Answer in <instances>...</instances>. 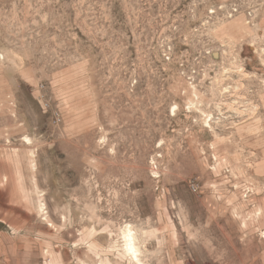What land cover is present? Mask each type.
<instances>
[{
    "label": "rangeland",
    "instance_id": "374dc122",
    "mask_svg": "<svg viewBox=\"0 0 264 264\" xmlns=\"http://www.w3.org/2000/svg\"><path fill=\"white\" fill-rule=\"evenodd\" d=\"M0 264H264V0H0Z\"/></svg>",
    "mask_w": 264,
    "mask_h": 264
},
{
    "label": "bare ground",
    "instance_id": "6f19581e",
    "mask_svg": "<svg viewBox=\"0 0 264 264\" xmlns=\"http://www.w3.org/2000/svg\"><path fill=\"white\" fill-rule=\"evenodd\" d=\"M138 248L135 245L134 238L130 233V230H127L125 235V253L133 256L134 259H137Z\"/></svg>",
    "mask_w": 264,
    "mask_h": 264
}]
</instances>
